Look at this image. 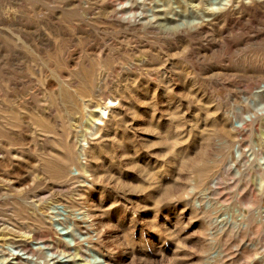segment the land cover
Returning a JSON list of instances; mask_svg holds the SVG:
<instances>
[{
    "label": "rangeland",
    "instance_id": "rangeland-1",
    "mask_svg": "<svg viewBox=\"0 0 264 264\" xmlns=\"http://www.w3.org/2000/svg\"><path fill=\"white\" fill-rule=\"evenodd\" d=\"M0 264H264V0H0Z\"/></svg>",
    "mask_w": 264,
    "mask_h": 264
},
{
    "label": "bare ground",
    "instance_id": "bare-ground-1",
    "mask_svg": "<svg viewBox=\"0 0 264 264\" xmlns=\"http://www.w3.org/2000/svg\"><path fill=\"white\" fill-rule=\"evenodd\" d=\"M102 113H104V110L102 111ZM5 223V222H4ZM10 240H12V239H10ZM25 242V241H24ZM10 243L13 245V246H15V247H21V248H23V245H24V243L22 242V240H12V241H10ZM47 244H48V246L49 247H52V248H56L57 249V247L59 246L60 247V245H59V241H53L52 239H50V240H48V242H47ZM26 245V244H25ZM66 247V246H65ZM67 248H68V246H67ZM66 248V249H67ZM25 249V248H24ZM69 254V253H68Z\"/></svg>",
    "mask_w": 264,
    "mask_h": 264
}]
</instances>
